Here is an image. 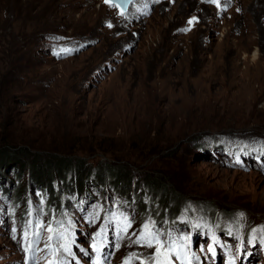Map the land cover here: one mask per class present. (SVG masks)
I'll return each mask as SVG.
<instances>
[{"label": "rangeland", "instance_id": "374dc122", "mask_svg": "<svg viewBox=\"0 0 264 264\" xmlns=\"http://www.w3.org/2000/svg\"><path fill=\"white\" fill-rule=\"evenodd\" d=\"M12 1L25 37L76 49L31 85L0 87L11 134L87 166L111 154L133 188L146 175L174 188L178 216L169 225L118 209L98 188L47 209L8 164L0 264H264V0H134L126 12L105 0ZM146 224L159 255L155 241L134 243Z\"/></svg>", "mask_w": 264, "mask_h": 264}, {"label": "trees", "instance_id": "16d2710c", "mask_svg": "<svg viewBox=\"0 0 264 264\" xmlns=\"http://www.w3.org/2000/svg\"><path fill=\"white\" fill-rule=\"evenodd\" d=\"M10 2L13 4L10 11L12 12V24L8 22L9 15L7 14ZM20 10L17 2L0 0V62L2 64L0 87L11 91L14 85L23 81L27 82L26 85H31L37 77L35 71L41 65L70 57L76 49L75 46L66 44L38 46L36 43L37 36L36 39L25 37L23 26L14 25L16 21H19ZM42 55L46 58L44 59ZM59 58L62 59L59 60ZM25 73H28L30 80L24 76ZM5 101L0 89V179L4 175L3 169L6 170L4 167L8 164L14 165L15 168L10 171L18 173V176L21 173H28L30 181L27 189H33L34 186L38 187V194L47 209L54 205L67 207V203L70 199L74 200V196L84 194L90 197L93 192L100 193L96 191L98 188L102 192L110 193L116 199L117 202L115 203L118 209L129 204L138 209L140 215H147L150 212L156 217V220L160 219L164 223H170L171 219L175 220L174 217L178 216V209L175 205H171L173 201H177L178 197L174 188L163 184V190L160 191L164 182L150 175H146L144 179L143 191L133 188V185L139 180L133 179L134 175L127 164L111 162V158H117L111 154L106 155L104 153L109 160H99L95 165L87 166L82 159L67 158L56 152L44 153V147L38 141L28 142L16 139V136L11 133L13 128L17 126V120L15 116L9 114L8 111L11 108L6 110L4 107ZM14 103L15 101L13 105ZM99 151L104 150L99 149ZM88 175L93 178V181L90 182H93V185H90L86 180ZM71 180L75 182H71ZM95 184L97 186H94ZM18 190H20L19 185L14 187V191ZM62 195L65 198H62ZM126 197H130L131 201L126 200ZM122 201L124 202L122 203ZM186 210L187 215L185 217L191 219L192 215L189 208ZM213 217L214 214L209 212L204 221L211 225L214 220ZM184 221L185 218L180 222L183 224ZM169 225L173 224L170 223Z\"/></svg>", "mask_w": 264, "mask_h": 264}, {"label": "snow or ice", "instance_id": "6c2138e0", "mask_svg": "<svg viewBox=\"0 0 264 264\" xmlns=\"http://www.w3.org/2000/svg\"><path fill=\"white\" fill-rule=\"evenodd\" d=\"M111 0H105V3H110ZM210 2L212 3H217V6L218 5V0H210ZM114 6H119V5H114ZM195 17H193L191 20L188 21V23L191 25L194 21H195ZM109 27H111V25H109ZM125 220H127V218H125ZM131 227L130 224L128 223H125V226L123 228V231L124 232H127V229ZM49 231H51V228H49ZM52 237L50 236L49 237V240H51ZM153 241H155V243L158 245L156 251H157V254L159 255L160 253V249L162 247V245L160 244V241L158 238H156L152 232H151V229L149 228V225H144V230L143 232L137 237V239L134 241V243H143L145 246L151 248L153 246ZM65 251H67V248H65ZM211 251V249H210ZM97 264H99V262H97ZM125 264H128V262L126 261ZM141 264H144L143 261H141ZM156 264H161V261L157 258L156 260ZM230 264H234V261L233 262H230Z\"/></svg>", "mask_w": 264, "mask_h": 264}, {"label": "water", "instance_id": "95a60500", "mask_svg": "<svg viewBox=\"0 0 264 264\" xmlns=\"http://www.w3.org/2000/svg\"><path fill=\"white\" fill-rule=\"evenodd\" d=\"M134 0H111L110 4L111 5H119L118 8L124 12L127 11L128 7L130 6V4L133 2ZM64 58V57H62ZM62 58H59L62 59Z\"/></svg>", "mask_w": 264, "mask_h": 264}, {"label": "bare ground", "instance_id": "6f19581e", "mask_svg": "<svg viewBox=\"0 0 264 264\" xmlns=\"http://www.w3.org/2000/svg\"><path fill=\"white\" fill-rule=\"evenodd\" d=\"M254 57V56H253ZM255 59V58H254ZM229 98V97H228Z\"/></svg>", "mask_w": 264, "mask_h": 264}]
</instances>
